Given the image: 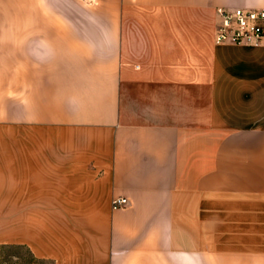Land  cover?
<instances>
[{
    "label": "crops",
    "instance_id": "crops-1",
    "mask_svg": "<svg viewBox=\"0 0 264 264\" xmlns=\"http://www.w3.org/2000/svg\"><path fill=\"white\" fill-rule=\"evenodd\" d=\"M236 6L264 0H0L11 263L264 264V43L212 41Z\"/></svg>",
    "mask_w": 264,
    "mask_h": 264
},
{
    "label": "built area",
    "instance_id": "built-area-1",
    "mask_svg": "<svg viewBox=\"0 0 264 264\" xmlns=\"http://www.w3.org/2000/svg\"><path fill=\"white\" fill-rule=\"evenodd\" d=\"M214 43H264V7H217V22L212 33ZM124 195L111 199L112 208L125 207Z\"/></svg>",
    "mask_w": 264,
    "mask_h": 264
},
{
    "label": "rangeland",
    "instance_id": "rangeland-1",
    "mask_svg": "<svg viewBox=\"0 0 264 264\" xmlns=\"http://www.w3.org/2000/svg\"><path fill=\"white\" fill-rule=\"evenodd\" d=\"M61 4H62V2H61ZM70 15L72 16L71 18H75V17H73V16H75L74 13H71ZM55 18L56 19L61 18V16H57V14H55ZM9 93H11V92H9ZM8 110H10V112L13 110V97H11V96H8ZM9 127L10 126H8V131H7L8 137H7V139L5 141V145H4L7 147L13 146V127H12V129H9ZM6 142H7V145H6ZM6 252L7 251H4V249L0 248V264H13V263H11L13 261H10V259H12V258H8L5 254ZM23 253H24V257L28 258V255L26 254V252L23 251Z\"/></svg>",
    "mask_w": 264,
    "mask_h": 264
}]
</instances>
